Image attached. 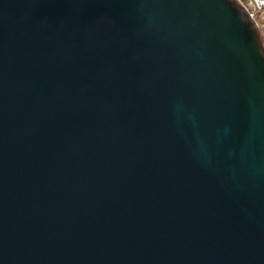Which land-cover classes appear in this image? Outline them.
<instances>
[{"label":"water","instance_id":"1","mask_svg":"<svg viewBox=\"0 0 264 264\" xmlns=\"http://www.w3.org/2000/svg\"><path fill=\"white\" fill-rule=\"evenodd\" d=\"M226 0H0V264H264V53Z\"/></svg>","mask_w":264,"mask_h":264},{"label":"built area","instance_id":"2","mask_svg":"<svg viewBox=\"0 0 264 264\" xmlns=\"http://www.w3.org/2000/svg\"><path fill=\"white\" fill-rule=\"evenodd\" d=\"M238 3L252 27L260 33L264 44V0H246L245 2L238 0Z\"/></svg>","mask_w":264,"mask_h":264},{"label":"trees","instance_id":"3","mask_svg":"<svg viewBox=\"0 0 264 264\" xmlns=\"http://www.w3.org/2000/svg\"><path fill=\"white\" fill-rule=\"evenodd\" d=\"M239 1H240V2H245L246 0H239ZM226 2H227V3L230 5V7L235 11V13H236L237 15H239L240 18H242V20L244 21V23H246V24L252 26L251 23L247 20L245 14H244L243 9L241 8L240 4L238 3V0H226ZM250 30H251L252 32H254V33L256 34V36H259V35H258V32L255 31V30H253V29H251V27H250Z\"/></svg>","mask_w":264,"mask_h":264},{"label":"rangeland","instance_id":"4","mask_svg":"<svg viewBox=\"0 0 264 264\" xmlns=\"http://www.w3.org/2000/svg\"><path fill=\"white\" fill-rule=\"evenodd\" d=\"M251 29L257 31V30L254 29L252 26H251ZM257 32H258V31H257ZM258 35H259V36H257V40H258L259 45H260V47H261V49H262V52L264 53V44H263V41H262V39H261V36H260V33H259V32H258Z\"/></svg>","mask_w":264,"mask_h":264}]
</instances>
